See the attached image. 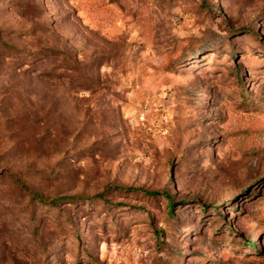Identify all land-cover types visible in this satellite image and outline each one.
I'll return each instance as SVG.
<instances>
[{"label": "rangeland", "instance_id": "1", "mask_svg": "<svg viewBox=\"0 0 264 264\" xmlns=\"http://www.w3.org/2000/svg\"><path fill=\"white\" fill-rule=\"evenodd\" d=\"M0 264H264V0H0Z\"/></svg>", "mask_w": 264, "mask_h": 264}, {"label": "trees", "instance_id": "2", "mask_svg": "<svg viewBox=\"0 0 264 264\" xmlns=\"http://www.w3.org/2000/svg\"><path fill=\"white\" fill-rule=\"evenodd\" d=\"M20 185L22 187V189L28 193V195L33 199L36 200L37 202H39L40 204H43L45 206L48 207H56L58 203H60L62 200L68 199L69 201L72 202H77L78 200L82 199V198H78V197H72V198H56V199H51V200H46L43 197H41L39 194H37L36 192L32 191L30 188H28L25 184H23L22 182H20ZM117 191L123 192V191H129V192H140L142 190L138 189V188H130L128 190H122L120 188L116 189ZM145 195L151 196V197H157L159 195H163V197L166 199L167 201V208H168V213L172 214V206H173V202L172 200H170L168 197V195L162 193V192H143ZM103 196L102 194L96 195L95 198H99L101 199ZM70 202V203H72ZM69 203V202H68ZM250 240V239H249ZM245 241L243 246L244 249L246 248L247 250H250L252 252H254V246L253 243L251 241Z\"/></svg>", "mask_w": 264, "mask_h": 264}]
</instances>
